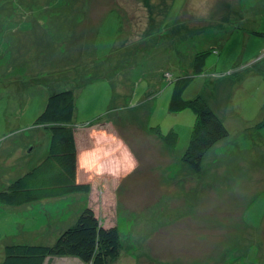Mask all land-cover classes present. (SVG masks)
<instances>
[{"label":"rangeland","instance_id":"374dc122","mask_svg":"<svg viewBox=\"0 0 264 264\" xmlns=\"http://www.w3.org/2000/svg\"><path fill=\"white\" fill-rule=\"evenodd\" d=\"M161 3L0 0V192L45 158L35 120L52 93L72 90L75 128L93 131L78 172L89 194L0 202V262L6 245H53L91 207L118 226L112 264H264V0ZM183 77L182 99L204 98L229 132L200 174L181 161L194 113L169 111ZM152 128L173 131V147Z\"/></svg>","mask_w":264,"mask_h":264},{"label":"trees","instance_id":"16d2710c","mask_svg":"<svg viewBox=\"0 0 264 264\" xmlns=\"http://www.w3.org/2000/svg\"><path fill=\"white\" fill-rule=\"evenodd\" d=\"M165 5L166 0H161ZM145 5H149L144 3ZM156 15L152 7L149 8ZM151 19L149 28L153 26ZM207 52L195 54L192 73L201 75ZM192 78H177L169 102L170 112L189 109L195 120L190 140L181 161L193 173L200 174L201 164L207 152L229 132L207 101L198 96L183 100L182 93ZM75 98L72 90L52 93L35 125L44 126L50 133L49 150L45 158L32 170L10 183L0 192V202L9 206H21L36 201L56 199L70 194H89L91 186L77 181L78 155L75 142ZM89 127L92 124H88ZM171 148L176 134H160L152 128ZM120 232L116 224L104 225L91 207L84 208L75 224L64 230L51 246L13 244L3 249L0 264H45L52 257H74L84 264H112L122 251Z\"/></svg>","mask_w":264,"mask_h":264},{"label":"crops","instance_id":"0c3cea01","mask_svg":"<svg viewBox=\"0 0 264 264\" xmlns=\"http://www.w3.org/2000/svg\"><path fill=\"white\" fill-rule=\"evenodd\" d=\"M129 8L132 9L131 6ZM133 8L135 9L136 6L134 5ZM23 15H26V17H23L24 19L22 18L23 21L26 22L25 25H34V24L37 25L38 24V22L34 21L32 18L29 19L30 16L28 15L27 11H24ZM150 21H151V19L147 18L146 24H148ZM96 128H98V127H96ZM91 135H93V131H92V128L89 127V125L83 131L82 130L81 131H77V128H75V142H76L77 155H78L77 181L79 183H88V184H90L89 182L80 180L79 179L80 177H78V172H79V170H81V166H82L81 160H82V158L86 157V156H90L91 148H90V144L88 143V141H90L89 139H91ZM84 165L85 164L83 163V166ZM51 260L52 259L50 258L45 264L51 262Z\"/></svg>","mask_w":264,"mask_h":264},{"label":"bare ground","instance_id":"6f19581e","mask_svg":"<svg viewBox=\"0 0 264 264\" xmlns=\"http://www.w3.org/2000/svg\"><path fill=\"white\" fill-rule=\"evenodd\" d=\"M109 146V145H108Z\"/></svg>","mask_w":264,"mask_h":264}]
</instances>
